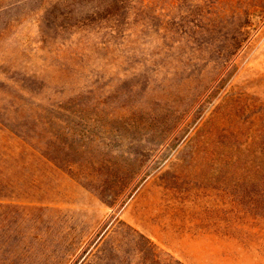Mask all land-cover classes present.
<instances>
[{
	"label": "rangeland",
	"instance_id": "obj_1",
	"mask_svg": "<svg viewBox=\"0 0 264 264\" xmlns=\"http://www.w3.org/2000/svg\"><path fill=\"white\" fill-rule=\"evenodd\" d=\"M264 0H0V264H264Z\"/></svg>",
	"mask_w": 264,
	"mask_h": 264
},
{
	"label": "trees",
	"instance_id": "obj_2",
	"mask_svg": "<svg viewBox=\"0 0 264 264\" xmlns=\"http://www.w3.org/2000/svg\"><path fill=\"white\" fill-rule=\"evenodd\" d=\"M264 170V169H263ZM262 183H263V185H264V178H263V180L261 181Z\"/></svg>",
	"mask_w": 264,
	"mask_h": 264
}]
</instances>
